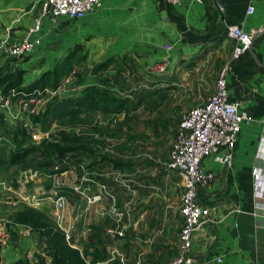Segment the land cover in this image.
Segmentation results:
<instances>
[{"label":"crops","instance_id":"obj_1","mask_svg":"<svg viewBox=\"0 0 264 264\" xmlns=\"http://www.w3.org/2000/svg\"><path fill=\"white\" fill-rule=\"evenodd\" d=\"M221 2L223 14L212 2L181 0L179 5H171L165 0H102L101 7L81 20L45 17L35 35L40 43L25 62L29 63L34 54L41 60L45 58L43 64L51 59L52 67L75 45H81L93 61L129 55L143 72L168 57L163 76L180 81L185 79L182 68L190 57L204 56L208 47H219L223 39L228 41L224 65L228 100L245 109L253 121L241 125L230 166L219 164L212 157L202 160V166L213 171L214 178L197 189V201L208 208L209 215L192 235V264H264V0ZM248 7L253 8L252 13L247 12ZM38 14L39 0H0V72L16 62L7 57V46L22 40ZM226 24H238L252 33L251 48L238 57L230 55L233 43L225 34ZM164 43L172 45L170 52L162 48ZM111 72L113 69L108 67L103 74ZM161 79H157V89L165 86ZM214 82L215 79L194 103H202L213 92ZM166 155L168 161L169 151ZM167 161L163 165L167 176L173 174L181 180L178 173L167 168ZM94 162L97 160L93 159ZM126 167V162L113 158L108 160L104 172H96L92 165L83 167L78 175L91 177L87 184L89 193L102 192L100 184L104 185V192L99 202L90 205L79 195L69 199L63 226L70 227L78 248L86 242L92 228L97 227L111 258L123 259L128 264H168L176 251L182 223L181 191L176 193L175 204L168 205L169 194L176 191L168 176L158 195L157 217L153 222L147 221L144 196L139 193L143 185L128 184ZM161 169L166 171L165 167ZM254 172L259 175L261 191L256 188ZM132 185L134 189H130ZM36 208L51 217L48 201ZM12 228L27 231L20 225Z\"/></svg>","mask_w":264,"mask_h":264},{"label":"rangeland","instance_id":"obj_2","mask_svg":"<svg viewBox=\"0 0 264 264\" xmlns=\"http://www.w3.org/2000/svg\"><path fill=\"white\" fill-rule=\"evenodd\" d=\"M228 44L229 42L223 39L220 42L221 47L210 46L204 52V56L198 54L190 57V61L182 68L186 72L185 79L180 81H175L168 76L164 77L162 73L150 72L162 62L151 65L150 71L143 72L137 69L132 61L134 58L126 54L124 58L110 62L108 67L113 69L111 74H103L106 68L100 70L95 68L100 61L107 58L102 57L100 61H93L86 53L85 60L79 65H73L69 72L61 78L59 86L47 88L37 96L35 107L32 105L28 108L29 110L33 108V111H25L16 119L7 116L5 121L0 122V135L4 138L0 144V152L8 159L11 151L16 148L13 135L20 134L21 129L25 131L30 129V132L35 131L39 134V138L35 140L36 143L41 140H58V133L64 132L67 136L79 140L88 150L68 153L61 161L57 158L42 159L38 153L29 155L27 158L29 167L39 169L43 173L37 179L38 183L48 187L52 183V177H58L63 182L71 183L83 167L92 165L96 172L98 169L104 172L109 159L122 160L127 163L126 168H128L129 175L126 174L125 178L128 179V184L142 183L143 186L139 193L144 196L145 220L153 222L157 217L158 195L166 185L168 176L171 177L168 178L173 182L176 191L169 194L167 204L174 205L177 199L176 193L179 194L181 191L179 178L174 177L173 174L167 176L166 166H163L167 161L166 154L169 151L170 141L174 138L177 122L183 113L197 104L194 102L199 99V96L203 97L211 81L224 67L229 53ZM162 48L164 49L163 45ZM206 55L208 57L205 61ZM29 57L18 60L19 68L26 70V76H23L24 84L30 82L29 80L34 79L52 64L51 59L47 64H43L45 58L42 57L43 60H41L34 54L29 63L25 62ZM202 62L204 63L201 64ZM78 72L85 81L96 79L99 82L105 79L104 84H107L105 87L108 86L111 92L128 96L131 100L128 110L108 114L92 112L80 117H64L61 120L55 119L47 122L42 120L40 123H35L33 116L40 113L48 103L54 100L56 95L63 97L79 89L78 84L76 85V73ZM159 78H162L161 83L165 84L161 89L156 88ZM197 78L198 81H196ZM115 88L118 90L116 91ZM5 99H8L13 107L16 106L15 99L10 95L2 96L0 92L1 109V103L5 102ZM28 137L31 140L30 134ZM104 157L107 160L103 161ZM93 159L102 163H93ZM78 161L82 164L80 165ZM162 167H165L166 171L162 172ZM22 171L18 165L0 168V182L14 183L13 181ZM103 181L102 179L101 182ZM133 185L130 189H134ZM1 193L0 185V195ZM168 207L169 210L170 206ZM3 208H6V211ZM3 208L0 206V264H19L18 262L21 264H50L49 260L44 257L41 245L34 234L24 230H12V232L7 230L6 217L12 210L18 208L5 206ZM43 210L47 211V207Z\"/></svg>","mask_w":264,"mask_h":264},{"label":"built area","instance_id":"obj_3","mask_svg":"<svg viewBox=\"0 0 264 264\" xmlns=\"http://www.w3.org/2000/svg\"><path fill=\"white\" fill-rule=\"evenodd\" d=\"M171 5H179L181 0H165ZM198 3L212 2L218 11L223 14L221 0H194ZM102 0H39V14L35 18L33 26L24 34L21 41L7 46V57L17 60L29 55L34 47L40 43L38 34L41 19L66 18L69 20H81L88 13L101 7ZM248 13L253 12L248 7ZM226 36L232 40L231 57H238L251 48L252 33L244 30L238 24H226L224 26ZM164 50L170 52L172 45L164 43ZM168 57H165L156 69L152 72L163 74L166 72ZM9 67L13 69L14 64ZM36 94L15 98L16 106L9 104L8 99L1 103L5 118H18L30 106L35 107ZM17 107V108H16ZM15 108V110H13ZM253 121V118L245 109H241L235 102L228 100L226 70L223 67L218 71L214 82V90L205 100L192 106L180 118L174 138L170 145L167 168L180 175L181 193L179 197V213L181 226L178 233V245L175 253L168 264H192V235L207 220L209 210L197 201L198 187L208 185L214 178V172L202 166L205 157L212 159L224 166L232 163V152L236 144L238 132L241 125ZM264 131V122L262 124ZM31 141L39 138V134L30 132ZM43 138V137H41ZM4 138L0 135V144ZM41 140V139H40ZM39 141V140H38ZM69 168V165H67ZM43 175L39 169L28 168L21 172L15 184L8 181L0 182L2 193L0 202L2 206L21 208L24 206L38 207L41 203L48 201L51 204V218L64 231L66 240L72 237L70 227L63 226V215L67 202L73 196L68 197L62 190L64 186L72 189L75 195L85 198L88 205L97 202L102 197L104 185L100 184L102 192L89 193L87 184L91 177L85 174H77L71 183L63 182L58 177H52L51 185L44 187L38 183L39 177ZM51 178V177H50ZM256 188L262 190L258 173L254 172ZM28 233V230H27ZM121 235V233H119ZM220 261V258L217 259ZM96 264H128L123 259H114L108 256L106 260Z\"/></svg>","mask_w":264,"mask_h":264},{"label":"trees","instance_id":"obj_4","mask_svg":"<svg viewBox=\"0 0 264 264\" xmlns=\"http://www.w3.org/2000/svg\"><path fill=\"white\" fill-rule=\"evenodd\" d=\"M26 57V56H25ZM24 57V58H25ZM23 58V59H24ZM86 58V53L81 45H75L52 67L44 70L40 75L30 82L24 84L23 76L25 69H20L18 60L12 58L15 67H9L4 72H0V92L2 96H11L13 99L19 96H28L43 93L47 88H55L60 85L61 78L69 72L73 65H79ZM113 58H107L96 65V70L108 68ZM26 76V75H25ZM76 85L78 90L75 93L59 97L48 103L42 111L34 115L35 123L42 120H61L64 117H80L92 112L120 113L127 111L131 105L128 96L115 94L109 87H105V79L87 80L83 79L80 72L76 73ZM4 111L0 108V122L5 121ZM45 128V127H44ZM28 133L21 129L20 134L13 135L14 148L8 159L0 152V168L18 165L24 171L29 167L27 158L29 155L38 153L42 159L57 158L61 161L65 155L72 152H83L88 148L79 140L67 136L64 132H59V139L55 141L41 140L36 143L29 139ZM104 157L102 160H105ZM15 184V180L13 181ZM68 197H75L72 189L68 186L62 188ZM6 228L12 232V227L23 226L38 239L44 257L49 259L50 264H96L106 260L108 252L102 241L101 229L93 227L86 242L81 248L75 246L71 237L66 240L64 231L54 222V220L41 210L24 206L12 210L6 217ZM21 264V262H18Z\"/></svg>","mask_w":264,"mask_h":264},{"label":"bare ground","instance_id":"obj_5","mask_svg":"<svg viewBox=\"0 0 264 264\" xmlns=\"http://www.w3.org/2000/svg\"><path fill=\"white\" fill-rule=\"evenodd\" d=\"M102 4V3H101Z\"/></svg>","mask_w":264,"mask_h":264}]
</instances>
